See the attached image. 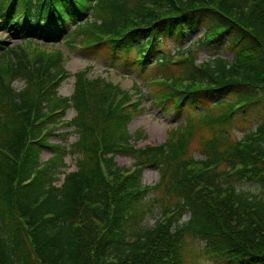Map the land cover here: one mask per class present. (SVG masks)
I'll return each mask as SVG.
<instances>
[{
  "label": "trees",
  "instance_id": "16d2710c",
  "mask_svg": "<svg viewBox=\"0 0 264 264\" xmlns=\"http://www.w3.org/2000/svg\"><path fill=\"white\" fill-rule=\"evenodd\" d=\"M190 28L203 31L193 46H163V37L180 46ZM2 33L78 43L140 74L156 70L144 77L148 96L184 124L164 144L136 149L129 126L144 112L140 90L87 69L72 96H61L63 52L31 58L0 38V264H188V237L224 264H264V114L241 139L230 133L264 104V0H0ZM225 39L232 60L197 64L201 50ZM71 134L72 144L52 141ZM197 139L200 158L191 152ZM149 167L161 176L155 186L142 183ZM242 181L261 191L239 189ZM154 209L160 217L149 226Z\"/></svg>",
  "mask_w": 264,
  "mask_h": 264
},
{
  "label": "rangeland",
  "instance_id": "374dc122",
  "mask_svg": "<svg viewBox=\"0 0 264 264\" xmlns=\"http://www.w3.org/2000/svg\"><path fill=\"white\" fill-rule=\"evenodd\" d=\"M202 30H195L190 28L186 30V39L179 46L173 37H163V46L168 50H174L177 47L189 48L198 42L199 34ZM0 38L5 39L10 44L20 45L26 49L29 56L34 58L40 51H46L47 53H55L61 51L64 53L65 69L68 73L67 78L62 82L59 93L61 96L70 97L75 90V75L82 70H89V77L96 78L102 77L106 80L112 81L115 84H119L123 90L129 91L131 94L137 95L135 91L140 90V96L143 98L144 112L139 116L135 117L129 126L131 135L134 137L135 144L137 147L146 146H159L165 143L168 137V131L171 128L178 126L179 124H184V117L181 116L177 119L174 113H166L164 110L153 103V101L148 96L150 89L147 85V80L158 75L156 70H151L145 74H140L136 67L127 64L125 61L118 60L117 58L110 59L105 54V52H89V51H79L77 49H72L65 45L63 42L59 41L57 43L51 44L47 42L34 41L28 44L27 41L23 40H13L7 34H0ZM227 40H223L220 44H213L205 47L200 51L199 59L197 64L205 62L207 59L214 57L216 55H221L230 60L233 59V52L227 47ZM226 47V48H225ZM152 63V62H151ZM25 86L24 82L16 81L13 83V87L17 90L23 89ZM134 98H137L136 96ZM264 105V104H263ZM262 104L253 105L250 109L248 115L239 116L235 119L233 128L231 129V138L241 139L250 129L257 127L259 120L264 114V106ZM75 116L73 110H71L65 119L71 120ZM62 131H69V129H63ZM141 133V137L139 136ZM66 144H72L76 141V135L65 136H55L53 137V142H64ZM191 152L195 158H200L201 153L199 152V139L195 140L191 145ZM50 157V153L45 152L42 156V160H47ZM76 156H68L66 159L68 165V172L74 171L76 169ZM117 163L121 167L128 169H133L135 160L130 157L118 156L116 158ZM61 179L64 178L63 175L60 176ZM161 176L156 168H147L142 177V182L146 186H155L159 184ZM61 182V181H60ZM239 189L243 191H251L253 193L260 192V188L255 183H250L246 181L238 182L236 184ZM264 193V192H263ZM161 193L158 194L159 197ZM155 194H151L148 200H153ZM160 213L158 209H154V213L149 215L146 219L145 224L153 226ZM189 215L185 214L183 216V221H187ZM185 256L188 264H224L219 259H216L208 253L206 249V242L200 239H192L188 237L185 242Z\"/></svg>",
  "mask_w": 264,
  "mask_h": 264
}]
</instances>
